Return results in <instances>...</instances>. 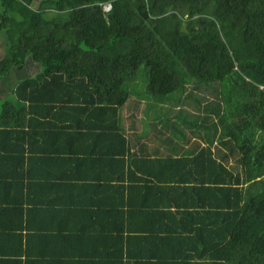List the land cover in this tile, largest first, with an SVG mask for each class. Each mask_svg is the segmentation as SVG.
Masks as SVG:
<instances>
[{
	"label": "trees",
	"instance_id": "obj_1",
	"mask_svg": "<svg viewBox=\"0 0 264 264\" xmlns=\"http://www.w3.org/2000/svg\"><path fill=\"white\" fill-rule=\"evenodd\" d=\"M33 2L0 0V264H264V0ZM140 71L208 111L145 120Z\"/></svg>",
	"mask_w": 264,
	"mask_h": 264
},
{
	"label": "rangeland",
	"instance_id": "obj_2",
	"mask_svg": "<svg viewBox=\"0 0 264 264\" xmlns=\"http://www.w3.org/2000/svg\"><path fill=\"white\" fill-rule=\"evenodd\" d=\"M39 5V0H34V2L32 3V7L33 8H37V6ZM39 70L38 65L35 63H30L28 62V64L26 65V67L23 70H18L17 68H15L14 71V75L16 78H24V77H30L32 76V74H34L35 72H37ZM14 81L11 77H8L2 81H0V98H3L5 96H9L10 95V90L12 88ZM147 85V73L144 71H140L138 72V75L135 77V79L131 82L130 87L131 89H135L137 90L140 94H142V91L145 89ZM132 94V97H137V92H135ZM197 92L196 94H199V91H194ZM178 95V93H177ZM201 97H206L207 100H211L212 97L214 98V96L212 94L208 93H203L201 92ZM185 96V95H183ZM139 97L142 98V108H145V106L149 107L148 112L146 111V109L144 111L140 112V117H143L145 120H149V121H153V122H160L165 121V118H170L172 121H174L176 123L177 126H179L180 128L182 127H186L184 126L183 122H182V118H180L178 116V114H182V115H189L191 114V118L198 116V112H203L206 114V112L208 110H206V112H204L203 110H200L198 108L197 105H195V103L193 102V100H189L184 97L183 102H176L174 100H159L157 98L154 97H149L146 96V94H142ZM127 110L124 114H127ZM156 115H158V119H153ZM128 123L129 119L126 120ZM157 124V123H156ZM153 130V129H152ZM185 130V135L183 136L182 134L179 135L178 134L174 135L176 136V138L174 139L175 142L180 138H185V137H190L191 133L188 131V129L186 130L185 128L183 129V131ZM192 136V135H191ZM178 137V139H177ZM195 137V136H194ZM151 139V138H150ZM198 140V139H197ZM157 140H155L154 142H156Z\"/></svg>",
	"mask_w": 264,
	"mask_h": 264
},
{
	"label": "crops",
	"instance_id": "obj_3",
	"mask_svg": "<svg viewBox=\"0 0 264 264\" xmlns=\"http://www.w3.org/2000/svg\"><path fill=\"white\" fill-rule=\"evenodd\" d=\"M189 138H190V139H189ZM189 138L178 140L177 144L179 145V147H182V148H183V149L180 150L181 153L186 152V150L189 151V150L192 148L194 142H196V140H197L196 137H194L193 135H192V136L190 135ZM147 141H148V140H147ZM154 141H155V140L153 139V140H151V142H149V145H150L151 148L154 147V146L159 145L158 143H155ZM201 143H202L203 145H205V143H207V142H205V141L203 140V141H201ZM215 144H217V140H214V143H213V146H212V148H213L214 151L217 149V148L215 147ZM166 147H167L166 144H160V150H161V151H165ZM230 161H233V159H231Z\"/></svg>",
	"mask_w": 264,
	"mask_h": 264
},
{
	"label": "built area",
	"instance_id": "obj_4",
	"mask_svg": "<svg viewBox=\"0 0 264 264\" xmlns=\"http://www.w3.org/2000/svg\"><path fill=\"white\" fill-rule=\"evenodd\" d=\"M110 7H111V5H110L109 3H107V4L104 5V9H105V10H109Z\"/></svg>",
	"mask_w": 264,
	"mask_h": 264
}]
</instances>
